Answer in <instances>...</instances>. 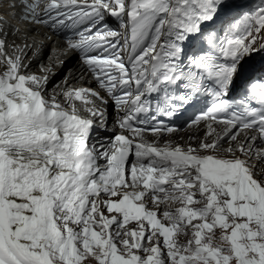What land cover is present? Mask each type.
<instances>
[{
  "label": "snow or ice",
  "instance_id": "obj_1",
  "mask_svg": "<svg viewBox=\"0 0 264 264\" xmlns=\"http://www.w3.org/2000/svg\"><path fill=\"white\" fill-rule=\"evenodd\" d=\"M19 8L22 43L0 15V264H264V0ZM40 29L79 61L51 91Z\"/></svg>",
  "mask_w": 264,
  "mask_h": 264
},
{
  "label": "bare ground",
  "instance_id": "obj_2",
  "mask_svg": "<svg viewBox=\"0 0 264 264\" xmlns=\"http://www.w3.org/2000/svg\"><path fill=\"white\" fill-rule=\"evenodd\" d=\"M20 34H21V36H19L20 39L16 40V43H18V44L22 43L24 41V37H25L24 29L20 32ZM27 42L30 45H33V44L35 45V47H32L31 50H37L38 48L43 46L42 43H41V40L39 38V35L30 34ZM62 50H63L62 46L56 44L55 48H54V53L52 54L51 58L48 61L44 62L42 65H44L46 67L47 66H51L55 73H58L59 71H61L60 66H58V64L60 63L61 60H63L62 57H61ZM70 72L72 73L73 77L78 76V74H79V66L74 67ZM67 75H69V73L66 74V76ZM58 78H59V76H57V75L53 76L52 77V82L55 83V81H58ZM73 83H76L75 79H73ZM52 87H54V86H52ZM51 89L52 88L50 87L49 90L51 91ZM188 136H189V133L187 135H185L184 138L187 139Z\"/></svg>",
  "mask_w": 264,
  "mask_h": 264
}]
</instances>
